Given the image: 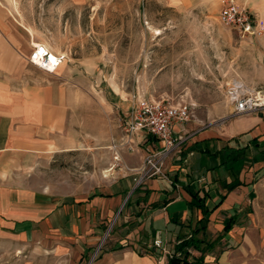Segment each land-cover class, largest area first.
Segmentation results:
<instances>
[{
	"label": "rangeland",
	"instance_id": "rangeland-1",
	"mask_svg": "<svg viewBox=\"0 0 264 264\" xmlns=\"http://www.w3.org/2000/svg\"><path fill=\"white\" fill-rule=\"evenodd\" d=\"M235 1L261 35L244 36L222 24L223 0H189L180 7L160 0H0V18L23 43L64 57L55 72L73 89L74 146L41 163L42 190L55 192L61 202L134 188L133 169L141 167L151 147L148 138L152 141L143 130L126 129L137 107L160 100L186 103L192 113L231 107L227 86L235 80L250 95L264 97V0ZM63 134L58 132V140ZM129 153L139 162H130ZM258 182L249 205L238 212L235 242L229 243L242 252L243 264H264V179ZM132 195L125 203L124 195L120 213L116 207L105 220L104 235L93 244L94 250L100 245L98 252L88 251V242L77 236L65 241L52 236L24 247L0 242V264H92L102 252L128 245L125 235L138 223L126 207ZM222 240L218 250L227 248Z\"/></svg>",
	"mask_w": 264,
	"mask_h": 264
},
{
	"label": "crops",
	"instance_id": "crops-1",
	"mask_svg": "<svg viewBox=\"0 0 264 264\" xmlns=\"http://www.w3.org/2000/svg\"><path fill=\"white\" fill-rule=\"evenodd\" d=\"M160 1L168 7H180L189 0ZM1 18L0 242H5L6 247L11 243L24 247L52 236L60 237L59 241L77 236L88 242V251H96L98 247L94 250L93 244L103 237L105 220L133 188L126 187L108 198L94 193L85 199L61 202L55 192L42 190L41 163L58 150L74 146L73 89L66 77L31 64L28 56L33 49ZM61 66L63 63L58 68ZM173 131L181 144L167 157L164 177L139 186L136 193L132 192L133 201L126 206L138 222L123 240L129 241V246H115L94 261L90 259V263L167 264L168 254L153 249L152 243L160 239L171 252L177 236L189 233L184 226L202 219V212L190 204L196 192L206 195L208 208L218 204L208 221L200 224L206 226L205 234L222 233L224 224L234 214L236 224L239 223L238 212L249 205L250 194L264 179V107L239 116L234 115L233 106L197 109L191 120L175 125ZM58 132L64 133L60 140ZM147 136L153 142L148 138L151 147H146L145 153L157 151L159 142ZM225 147L245 148L246 156L238 172L222 164L217 151ZM129 155L130 162H139L138 155ZM111 171L113 168L110 174ZM120 211L121 208L117 214ZM237 231L235 226L222 241L235 242L233 234ZM243 258L240 250L214 248L206 254L203 264H243Z\"/></svg>",
	"mask_w": 264,
	"mask_h": 264
},
{
	"label": "built area",
	"instance_id": "built-area-1",
	"mask_svg": "<svg viewBox=\"0 0 264 264\" xmlns=\"http://www.w3.org/2000/svg\"><path fill=\"white\" fill-rule=\"evenodd\" d=\"M219 21L234 28L244 36L261 35L259 28L254 25L251 16L245 8L240 7L235 0H223V7L219 12ZM50 58L48 51H42L41 48H34L30 57V62L36 64L38 68L47 71V64ZM57 61L54 63L56 69L64 60L63 56H56ZM39 60L40 63H36ZM228 101L234 107V115L239 116L248 113L257 112L264 107V97L250 95L249 89L240 81H233L227 86ZM192 107L186 103H171L166 100L155 101L137 107L131 115V121L127 124V131L135 133L145 131L157 139L160 144L157 151L146 153L140 168L133 169L138 175L135 188L141 186L146 181L164 177L163 170L167 157L173 151L179 148L181 139L174 136L173 127L177 124L185 123L192 117ZM153 248L157 251L170 254L160 239H155L152 243Z\"/></svg>",
	"mask_w": 264,
	"mask_h": 264
},
{
	"label": "trees",
	"instance_id": "trees-1",
	"mask_svg": "<svg viewBox=\"0 0 264 264\" xmlns=\"http://www.w3.org/2000/svg\"><path fill=\"white\" fill-rule=\"evenodd\" d=\"M217 154L221 156L222 164L229 165L230 169L234 172H238L240 170L243 165L242 162L244 161L246 156L245 148L230 149L228 147H225L224 149L218 150ZM232 183H234V181ZM138 189L139 187H137L133 193H136ZM192 197L193 199L190 203L191 207L200 210L203 217L201 220H198L196 223H194V225L189 223L187 226H184L187 227L189 233L177 236L176 243L173 246V250L168 255L167 264H203L206 254L211 252L220 242V240L223 239L224 236L229 233L233 226L236 224L237 215L234 214L224 224L222 233H220L212 241L205 240L204 237L206 235V226L200 224L203 221H205V223L208 221L209 215L215 210L218 204L214 205L212 208H208L205 205L206 195L204 194L201 196L199 192H196ZM128 202L126 203V206L130 203ZM199 235H202L203 237L199 238ZM227 247H230L229 244L227 245ZM148 252L149 250L145 251L146 254H148ZM151 253L154 254L152 251Z\"/></svg>",
	"mask_w": 264,
	"mask_h": 264
},
{
	"label": "bare ground",
	"instance_id": "bare-ground-1",
	"mask_svg": "<svg viewBox=\"0 0 264 264\" xmlns=\"http://www.w3.org/2000/svg\"><path fill=\"white\" fill-rule=\"evenodd\" d=\"M37 48H41L42 49V51H48V53L50 54V58L49 59H47L48 60V64H47V71L46 72H50V73H54L56 70H57V68L62 64H60L56 69H54V63L57 61V59H56V56H54L50 51H49V49L46 47V46H44V45H39V46H37ZM32 54V53H31ZM30 57H31V55H30ZM30 57H29V60H30ZM35 62L36 63H40V61L39 60H35ZM36 65V64H35ZM115 159H117V158H115ZM108 172H110V170H108V171H106V173H105V177L104 178H107V173Z\"/></svg>",
	"mask_w": 264,
	"mask_h": 264
},
{
	"label": "water",
	"instance_id": "water-1",
	"mask_svg": "<svg viewBox=\"0 0 264 264\" xmlns=\"http://www.w3.org/2000/svg\"><path fill=\"white\" fill-rule=\"evenodd\" d=\"M134 189H135V187L129 192V194L127 195V197H126L124 203H125V202L127 201V199L130 197V195H131V193L134 191ZM99 249H100V245H98V248H97V250L95 251V253L98 252Z\"/></svg>",
	"mask_w": 264,
	"mask_h": 264
}]
</instances>
